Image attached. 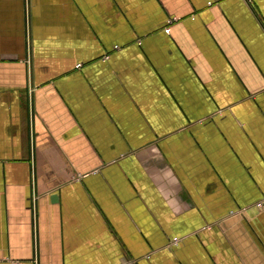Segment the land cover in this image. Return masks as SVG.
<instances>
[{"label": "crops", "instance_id": "obj_1", "mask_svg": "<svg viewBox=\"0 0 264 264\" xmlns=\"http://www.w3.org/2000/svg\"><path fill=\"white\" fill-rule=\"evenodd\" d=\"M0 264H264V0H0Z\"/></svg>", "mask_w": 264, "mask_h": 264}, {"label": "built area", "instance_id": "obj_2", "mask_svg": "<svg viewBox=\"0 0 264 264\" xmlns=\"http://www.w3.org/2000/svg\"><path fill=\"white\" fill-rule=\"evenodd\" d=\"M210 4H212L211 2H210ZM172 23V21L171 22H169V24H171ZM170 28H167V32H170ZM116 47H118V46H116ZM107 58H109V56H107L104 60H106ZM76 179H79V178H76ZM262 205V202H259V206H261ZM179 243V240L178 239H175L174 241H173V244H175V245H177Z\"/></svg>", "mask_w": 264, "mask_h": 264}]
</instances>
